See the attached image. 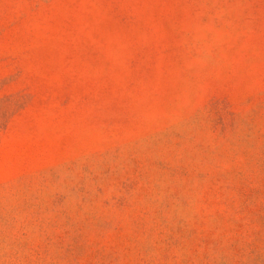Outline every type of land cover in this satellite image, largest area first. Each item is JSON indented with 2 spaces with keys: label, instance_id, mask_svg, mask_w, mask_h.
<instances>
[{
  "label": "rangeland",
  "instance_id": "rangeland-1",
  "mask_svg": "<svg viewBox=\"0 0 264 264\" xmlns=\"http://www.w3.org/2000/svg\"><path fill=\"white\" fill-rule=\"evenodd\" d=\"M0 264H264V0H0Z\"/></svg>",
  "mask_w": 264,
  "mask_h": 264
}]
</instances>
